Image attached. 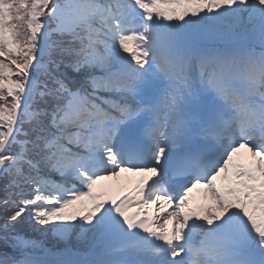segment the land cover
Wrapping results in <instances>:
<instances>
[{
	"label": "snow or ice",
	"instance_id": "1",
	"mask_svg": "<svg viewBox=\"0 0 264 264\" xmlns=\"http://www.w3.org/2000/svg\"><path fill=\"white\" fill-rule=\"evenodd\" d=\"M0 192V264H264V0H0Z\"/></svg>",
	"mask_w": 264,
	"mask_h": 264
},
{
	"label": "bare ground",
	"instance_id": "2",
	"mask_svg": "<svg viewBox=\"0 0 264 264\" xmlns=\"http://www.w3.org/2000/svg\"><path fill=\"white\" fill-rule=\"evenodd\" d=\"M121 181H124V174H122ZM121 181H120V183L123 184ZM103 183H105V184H115L116 182H114V181H105ZM131 211H134V209H132Z\"/></svg>",
	"mask_w": 264,
	"mask_h": 264
},
{
	"label": "trees",
	"instance_id": "3",
	"mask_svg": "<svg viewBox=\"0 0 264 264\" xmlns=\"http://www.w3.org/2000/svg\"><path fill=\"white\" fill-rule=\"evenodd\" d=\"M3 196H4L3 192H0V199H3ZM3 215H4V212H3L2 209H0V216H3ZM2 223H3V221L0 220V224H2ZM28 234H29V233H28Z\"/></svg>",
	"mask_w": 264,
	"mask_h": 264
},
{
	"label": "rangeland",
	"instance_id": "4",
	"mask_svg": "<svg viewBox=\"0 0 264 264\" xmlns=\"http://www.w3.org/2000/svg\"><path fill=\"white\" fill-rule=\"evenodd\" d=\"M257 51H259V49H257ZM53 179H56V180H59V177H56V176H54V177H52Z\"/></svg>",
	"mask_w": 264,
	"mask_h": 264
}]
</instances>
